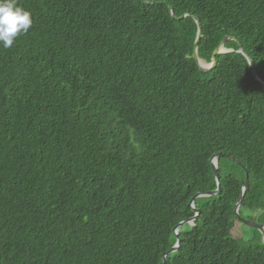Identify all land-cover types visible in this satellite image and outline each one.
I'll use <instances>...</instances> for the list:
<instances>
[{
	"label": "trees",
	"instance_id": "trees-1",
	"mask_svg": "<svg viewBox=\"0 0 264 264\" xmlns=\"http://www.w3.org/2000/svg\"><path fill=\"white\" fill-rule=\"evenodd\" d=\"M18 5L33 23L0 46V264H164L178 241L166 264H264L257 228L234 235L264 209V0ZM195 18L200 59L234 50L208 71Z\"/></svg>",
	"mask_w": 264,
	"mask_h": 264
},
{
	"label": "water",
	"instance_id": "water-1",
	"mask_svg": "<svg viewBox=\"0 0 264 264\" xmlns=\"http://www.w3.org/2000/svg\"><path fill=\"white\" fill-rule=\"evenodd\" d=\"M171 13L174 17H176V15L174 14L172 8H171ZM188 14H185V15H182L181 17H179L178 19H182V18H185L187 17ZM195 20L197 21L198 25H199V31H198V39H197V43H196V49H195V52H194V58L196 59L199 67L201 70L203 71H208V70H211L215 67V64H216V55L217 54H222V53H228V52H232L234 51L233 49H227L225 47V42L228 40V38L224 39L223 42L221 43V45L214 51L213 53V56H212V62L211 63H207L206 61L202 60L199 58L198 56V50H197V46H198V42L201 38V26H200V23L198 21L197 18H195ZM238 52L244 54L248 61L250 62L251 66L253 67V64H252V60L251 58L248 56V54L245 52V50L243 49V47L239 44V49H238ZM253 76L257 79V80H260L256 71L253 70ZM222 156L221 153L219 154H216L213 156V158L211 159V163L213 165V168L215 170V174H216V179H217V182L219 183L220 181V174H219V171H218V165H219V160H220V157ZM227 157L231 160H234L231 156L227 155ZM249 186V177L247 176L246 178V181H245V185L243 187V194L240 198V200L238 201L237 203V206H236V213L239 215V210H240V207H241V203H242V200H243V196H244V193L246 192L247 188ZM219 192V189L215 190V191H212V192H209L207 194H203V193H200L198 194L196 197H202V196H211V195H214L216 193ZM191 207L194 209V211L196 212V215L192 218H189L183 222H181L175 229V233L176 235L178 236V231H179V228L180 226L186 224V223H194V221L196 220L197 216L199 215L200 211L198 209L195 208V205H194V202L191 203ZM264 214V209L261 210L258 215L256 216L255 220H247V219H243V222L246 224V225H249L251 227H254V228H257L261 233H262V239H263V242H264V224L261 223L260 219L262 217V215ZM240 217V215H239ZM241 218V217H240ZM242 219V218H241ZM179 247V241L178 243L170 250L169 253L173 252V251H176ZM169 253H167L164 257V264L167 263V257L169 255Z\"/></svg>",
	"mask_w": 264,
	"mask_h": 264
},
{
	"label": "clouds",
	"instance_id": "clouds-1",
	"mask_svg": "<svg viewBox=\"0 0 264 264\" xmlns=\"http://www.w3.org/2000/svg\"><path fill=\"white\" fill-rule=\"evenodd\" d=\"M31 13L18 0H0V46L10 48L15 40L32 26Z\"/></svg>",
	"mask_w": 264,
	"mask_h": 264
},
{
	"label": "rangeland",
	"instance_id": "rangeland-1",
	"mask_svg": "<svg viewBox=\"0 0 264 264\" xmlns=\"http://www.w3.org/2000/svg\"><path fill=\"white\" fill-rule=\"evenodd\" d=\"M262 224H264V217L260 220ZM253 230L250 229L248 225H244L241 223H237L236 228L234 229V235L236 237H242L248 239L251 237Z\"/></svg>",
	"mask_w": 264,
	"mask_h": 264
}]
</instances>
